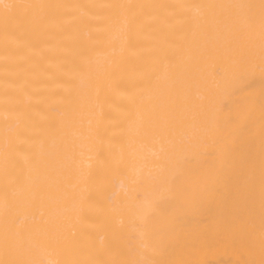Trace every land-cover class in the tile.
<instances>
[{
    "label": "bare ground",
    "instance_id": "bare-ground-1",
    "mask_svg": "<svg viewBox=\"0 0 264 264\" xmlns=\"http://www.w3.org/2000/svg\"><path fill=\"white\" fill-rule=\"evenodd\" d=\"M0 264H264V0H0Z\"/></svg>",
    "mask_w": 264,
    "mask_h": 264
}]
</instances>
